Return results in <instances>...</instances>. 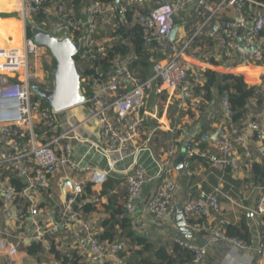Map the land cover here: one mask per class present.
<instances>
[{
	"label": "built area",
	"instance_id": "built-area-1",
	"mask_svg": "<svg viewBox=\"0 0 264 264\" xmlns=\"http://www.w3.org/2000/svg\"><path fill=\"white\" fill-rule=\"evenodd\" d=\"M193 4L196 18L205 16L200 31L189 40H174L178 19ZM17 10L24 27L21 45L0 48V255L4 258L0 264H16L20 249L34 243L42 244L56 264H70L66 259L75 257L80 264H128V242L103 239V224L85 212L88 204L100 201L86 187L89 183L104 187L120 173L119 164L148 151L157 165L155 174L137 162L120 173L127 189L125 213L133 224L144 202L146 218L162 226L172 222L180 188L175 161L182 139L167 141L162 134L187 136L191 113L199 119L206 116L210 129L185 144V175L191 176L199 157L217 170H229L234 178L251 176L257 164L264 165V0H19ZM35 19L51 32L81 41L77 66L87 99L75 107L84 113L80 122L72 111L75 108L56 112L31 92L33 86L52 88L55 65L50 51L26 35ZM212 19H222L214 24L215 47L201 46V31ZM126 24L143 29L152 62L148 79L134 69L138 57L132 52L115 54L108 68L94 64L105 60L117 44L132 46L129 38L118 34ZM213 60L225 62L221 66L226 68L262 70L259 82L247 84L254 96L239 118L232 110L230 92L212 89L218 109L206 98ZM88 69L96 74L84 75ZM154 97H160L159 101ZM209 106L212 109L207 111ZM167 115L178 123L185 120L166 128L163 119ZM92 122L97 123L101 140L96 150L111 161L108 171L82 165L75 157V144L89 142L82 128ZM151 146H159L158 157ZM8 169L25 183L22 193L15 191L6 175ZM56 178L63 194L59 202L53 198ZM257 186L260 196L254 213L264 224V185ZM223 199L246 209L225 186H218L202 198L185 201L182 213L188 221L214 223L203 228L210 245L221 243L247 251L244 241L227 235ZM174 244L193 254L191 264L205 263L206 246L191 239H176ZM257 247L258 255L249 264H264V229Z\"/></svg>",
	"mask_w": 264,
	"mask_h": 264
},
{
	"label": "crops",
	"instance_id": "crops-1",
	"mask_svg": "<svg viewBox=\"0 0 264 264\" xmlns=\"http://www.w3.org/2000/svg\"><path fill=\"white\" fill-rule=\"evenodd\" d=\"M119 1V0H117ZM78 3H80L78 1ZM19 4V0H18ZM195 4L188 7L185 11V13L181 14V17L177 21V27L175 29L173 39L174 40H189L194 35H196L197 32H199V26H202V23H204V17L199 16L197 19L195 16ZM17 13L15 12V17H7L5 19L9 20H16L21 22V17H19L18 10L16 9ZM76 12L79 11V8L75 9ZM14 14V13H13ZM4 19V18H3ZM222 21V19H221ZM221 21H217L215 19H212L210 23L207 25V27L203 28L201 31V34L204 36L200 39H198V44H201V46H204L206 44H211V46L215 43L212 41L211 36H213V32L216 30L214 28V24H220ZM23 25L21 26L22 29ZM23 32V31H22ZM209 39V41L207 40ZM13 47V46H8ZM134 53V52H133ZM51 62V60H49ZM149 62H152L149 59ZM196 65H199V62H193ZM225 62L220 61H212V64L210 65V68L208 69V74L212 73L215 76L222 77V76H233L243 79L244 83L247 84H256L260 81V75L262 73L261 69H250L248 67H236L232 66L230 68V65L226 67H222L221 64ZM152 69V68H151ZM153 73V72H151ZM248 86V85H247ZM249 87V86H248ZM217 88V87H213ZM215 89L213 91H215ZM218 89V88H217ZM219 90V89H218ZM227 91V90H226ZM224 91V92H226ZM212 94V93H211ZM212 94V101L215 102L216 98L213 99ZM165 101L166 97H162ZM161 98V99H162ZM153 99L159 101L160 97H154ZM161 102V101H160ZM163 105L164 102H161ZM219 105V101L215 102L214 107L218 109L217 107ZM152 106V105H151ZM173 111L174 108H172ZM212 109L210 106L206 108V110ZM74 113L78 115L77 121L80 122L83 119L84 113L81 112L80 109L77 110V108L73 109ZM192 115V114H191ZM188 121V129L189 133L187 136L167 132L163 133V137L167 141H174L177 138L182 139V142L180 143V149L181 152L179 153L186 154L185 153V144H187L189 141H191L192 138L199 137L203 132L206 130H209L208 124L209 121H205L207 118L205 116V119L196 118V116H191ZM170 117H164L163 122L166 125V128H174L176 127V124L178 123L175 118L170 120ZM185 119H182L184 121ZM182 121L178 123V126L181 125ZM84 134L88 137L89 142L84 144H75V157L76 160L82 164V165H90L92 167H97L102 170L108 171L110 169V160L109 157L106 155H102L96 150V144L100 143V135H99V129L96 122H92L91 126L85 127L83 126ZM81 131V128H79ZM215 136V135H214ZM215 138V137H214ZM152 150L154 151L155 155L158 157V150L159 146L153 147L151 146ZM157 153V154H156ZM155 156V157H156ZM154 156L150 152H143L140 155L127 158L123 163L119 164L117 166V170L121 173L122 171L126 170L127 168L134 165L136 162L140 164L142 167L146 169V171L150 174H155L157 172V165L154 161ZM178 159H176L175 164ZM186 160V159H185ZM185 162V161H184ZM192 172L191 176H187L184 174L185 170L182 168L181 170H178V177L180 181V188L176 195V203H177V209L176 214L173 218V221L170 222L167 225H160L158 224L152 217H145L143 213L144 208V202L138 207L137 212L135 213L134 217V232L137 236H140L144 239H147V241L152 244L154 247L161 248L164 247L168 252H172L174 241L176 239H191L195 241L196 243L206 246L208 251V256L205 260L204 264H249L251 259L253 257H256L258 247L262 232L264 229L263 220L255 215L254 210L258 204V199L260 196L259 191L255 190L257 185H264L262 182H256L254 180V174L251 176L247 175H241L240 178H234L232 173L228 170L225 172H222L220 170H217L207 162V160L203 158H197L194 160V163L192 165ZM115 174L113 179L115 180H121V186H125L124 182L122 180V174ZM59 179L56 178L53 181V188L55 189L53 192V198L59 202L62 198V190L60 187ZM95 185H92V192L95 196L99 197V203L102 205L108 206L110 198L113 196V194H116V190L110 191L106 194H103V187H94ZM218 186H225V189L227 191H231L232 195L234 197L235 201H238L242 203L241 205L246 208L242 209L239 208L233 204H230L229 202L225 201L223 199L224 203V212L226 214V217L228 219L229 225L233 224L235 226H240L242 224V221L244 220L246 215V222L249 226V231L251 233V236L253 237V241L249 243V249L247 251H240L235 250L234 248H231L230 246H227L225 244H214L210 245L207 238V233L203 230V228L211 223V220L204 219L200 221H188L183 213H182V204L185 201H188L190 199H199L202 198L203 194L211 193L216 190ZM93 195V194H92ZM118 195V193H117ZM125 198V197H124ZM123 198V199H124ZM120 199V197H119ZM55 203V202H53ZM91 219L96 221L97 223L103 224V222L109 218L110 213L103 211V210H95L88 214ZM53 219H56L53 217ZM132 247L131 249H133ZM141 248V247H139ZM134 249H138V247H135ZM0 262H4V258L2 255H0ZM56 260L52 255L40 253V254H30L26 248H21L18 256L16 257V264H56Z\"/></svg>",
	"mask_w": 264,
	"mask_h": 264
},
{
	"label": "trees",
	"instance_id": "trees-1",
	"mask_svg": "<svg viewBox=\"0 0 264 264\" xmlns=\"http://www.w3.org/2000/svg\"><path fill=\"white\" fill-rule=\"evenodd\" d=\"M9 0H0V28H4L5 26H16L15 29H10V32L3 36L4 39L10 41L13 47L20 46L19 40V32H18V24H10V20L5 18L7 17H15V14H10L8 9H10ZM14 0H11V4H13ZM13 5L11 6V9ZM130 14H128L127 19ZM4 18V19H3ZM12 22V21H11ZM123 38H129V41L132 46L125 44H117L107 55L105 60H97L94 62L95 66L104 65L105 68L109 67V61H111L115 54L121 53L123 55L129 54L130 52H134L138 57V60L134 64V69L136 72H139L143 79H148L152 76L151 63L149 59L151 57L150 51L145 46L143 40V29L140 26H132V24H126L121 30L118 32ZM30 37V35H28ZM96 72L94 69H88L84 73V75H95ZM209 81L205 85V89L207 91L206 98L212 99V89L213 87H217L220 93H224V91H228L230 97V103L232 106V110L235 113V118H239L242 116L245 106L248 100L254 96V89L249 88L243 81V79L233 76H222L218 77L212 73L208 74ZM161 102H164V99H160ZM164 105V104H163ZM48 106V105H47ZM191 116H194L191 113ZM205 119V118H204ZM205 121H209L207 118ZM179 134V132H178ZM181 135V134H180ZM254 180L256 182H262L264 184V165L257 164L254 169ZM6 175L9 176L10 182L15 188L17 193H22L25 189L26 185L18 178L16 172H13L11 169H8ZM121 180L110 179L103 187V194H106L107 191H115L116 194L110 198L108 206L102 205L100 203H92L88 204L85 207V212L87 214L91 213L95 210H103L110 213L108 219L103 222L104 232L102 234V238L108 241L114 240H125L128 242L129 246L138 247V249H134V253L129 256L128 264H191L193 261V254L183 250L178 245L174 244L172 252H168L166 248H156L152 244H150L147 239H144L140 236H137L133 229V224L131 219L126 215L124 205L127 195V189L124 186H121ZM86 191L90 195H94L92 192V184H88L86 187ZM118 193V195H117ZM120 197V199H119ZM125 197V198H124ZM124 198V199H123ZM28 204H26L27 207ZM243 217L244 220L240 226H235L230 224L226 228L227 235L231 238H236L244 241L249 245L253 241V237L249 231V226L247 225L246 215ZM141 247V248H139ZM30 254H40L46 253L43 249L42 244H31L28 246H24ZM47 254V253H46ZM70 264H80L78 258L75 257V260L66 259V263Z\"/></svg>",
	"mask_w": 264,
	"mask_h": 264
},
{
	"label": "water",
	"instance_id": "water-1",
	"mask_svg": "<svg viewBox=\"0 0 264 264\" xmlns=\"http://www.w3.org/2000/svg\"><path fill=\"white\" fill-rule=\"evenodd\" d=\"M26 35H30L28 37L37 46L49 50L55 60L52 88L33 86L31 92L56 112L83 104L87 97L83 90L82 74L77 66V58L82 48L81 41H74L63 32H51L38 25L37 19L29 23ZM185 159L186 154L179 155L175 164L177 170L184 167Z\"/></svg>",
	"mask_w": 264,
	"mask_h": 264
},
{
	"label": "rangeland",
	"instance_id": "rangeland-1",
	"mask_svg": "<svg viewBox=\"0 0 264 264\" xmlns=\"http://www.w3.org/2000/svg\"><path fill=\"white\" fill-rule=\"evenodd\" d=\"M18 1V0H17ZM10 3V4H9ZM8 4L10 5L9 7H10V9H8V11H9V13L10 14H15V12L17 13V11H16V6H15V2H13V4H11V0H9L8 1ZM13 5V8L11 9V6ZM20 17V16H19ZM10 20V24H20V22L19 21H16V20H11V19H9ZM12 21V22H11ZM22 26V25H21ZM15 29L16 28V26H12V27H10V26H5L4 28H0V40H6V39H4V37L3 36H6V34H8L9 32H10V29ZM22 31L24 32V27H22ZM22 32V39L24 38V33ZM78 110V109H77ZM132 250V249H131ZM134 253V249L132 250V254Z\"/></svg>",
	"mask_w": 264,
	"mask_h": 264
},
{
	"label": "bare ground",
	"instance_id": "bare-ground-1",
	"mask_svg": "<svg viewBox=\"0 0 264 264\" xmlns=\"http://www.w3.org/2000/svg\"><path fill=\"white\" fill-rule=\"evenodd\" d=\"M15 2V6L17 7L16 9H18L19 4L17 0H14ZM18 32H19V40H20V45H21V40H22V29H21V22L20 24H18ZM6 46H12L10 41L6 40H0V48L6 47Z\"/></svg>",
	"mask_w": 264,
	"mask_h": 264
}]
</instances>
